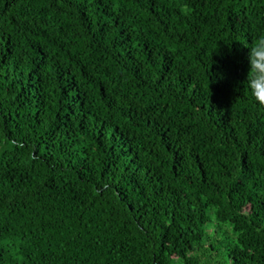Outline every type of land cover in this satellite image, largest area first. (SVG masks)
I'll use <instances>...</instances> for the list:
<instances>
[{"label":"trees","instance_id":"16d2710c","mask_svg":"<svg viewBox=\"0 0 264 264\" xmlns=\"http://www.w3.org/2000/svg\"><path fill=\"white\" fill-rule=\"evenodd\" d=\"M264 0H0V264H264Z\"/></svg>","mask_w":264,"mask_h":264},{"label":"clouds","instance_id":"9594fccd","mask_svg":"<svg viewBox=\"0 0 264 264\" xmlns=\"http://www.w3.org/2000/svg\"><path fill=\"white\" fill-rule=\"evenodd\" d=\"M248 63L246 86L256 103L264 107V35L257 37L249 47Z\"/></svg>","mask_w":264,"mask_h":264}]
</instances>
